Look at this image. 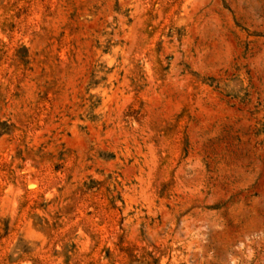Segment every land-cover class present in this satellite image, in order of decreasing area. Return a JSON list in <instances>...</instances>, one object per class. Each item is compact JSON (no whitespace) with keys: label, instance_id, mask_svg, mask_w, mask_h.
Masks as SVG:
<instances>
[{"label":"rangeland","instance_id":"rangeland-1","mask_svg":"<svg viewBox=\"0 0 264 264\" xmlns=\"http://www.w3.org/2000/svg\"><path fill=\"white\" fill-rule=\"evenodd\" d=\"M0 264H264V0H0Z\"/></svg>","mask_w":264,"mask_h":264}]
</instances>
